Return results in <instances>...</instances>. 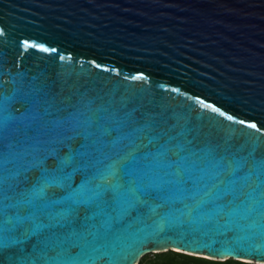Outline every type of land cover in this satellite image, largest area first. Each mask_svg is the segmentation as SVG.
Segmentation results:
<instances>
[{
    "label": "water",
    "instance_id": "obj_1",
    "mask_svg": "<svg viewBox=\"0 0 264 264\" xmlns=\"http://www.w3.org/2000/svg\"><path fill=\"white\" fill-rule=\"evenodd\" d=\"M168 251L264 264V0H0V264Z\"/></svg>",
    "mask_w": 264,
    "mask_h": 264
},
{
    "label": "trees",
    "instance_id": "obj_2",
    "mask_svg": "<svg viewBox=\"0 0 264 264\" xmlns=\"http://www.w3.org/2000/svg\"><path fill=\"white\" fill-rule=\"evenodd\" d=\"M138 264H246L227 260L225 262H214L206 259L191 257L175 252L168 251L166 253L154 254L151 259L142 258Z\"/></svg>",
    "mask_w": 264,
    "mask_h": 264
},
{
    "label": "rangeland",
    "instance_id": "obj_3",
    "mask_svg": "<svg viewBox=\"0 0 264 264\" xmlns=\"http://www.w3.org/2000/svg\"><path fill=\"white\" fill-rule=\"evenodd\" d=\"M153 255H148L146 258L151 259Z\"/></svg>",
    "mask_w": 264,
    "mask_h": 264
},
{
    "label": "snow or ice",
    "instance_id": "obj_4",
    "mask_svg": "<svg viewBox=\"0 0 264 264\" xmlns=\"http://www.w3.org/2000/svg\"><path fill=\"white\" fill-rule=\"evenodd\" d=\"M231 119V118H230ZM250 127H253V128H255L256 126L254 125V124H252V125H249Z\"/></svg>",
    "mask_w": 264,
    "mask_h": 264
}]
</instances>
